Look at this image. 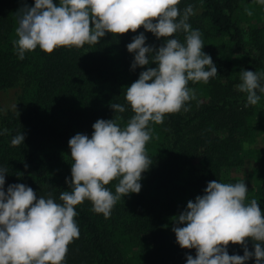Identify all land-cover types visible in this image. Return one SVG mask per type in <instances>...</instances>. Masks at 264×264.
Here are the masks:
<instances>
[{
    "label": "trees",
    "instance_id": "obj_1",
    "mask_svg": "<svg viewBox=\"0 0 264 264\" xmlns=\"http://www.w3.org/2000/svg\"><path fill=\"white\" fill-rule=\"evenodd\" d=\"M25 3L34 6V0H0V91L19 90L16 108L3 112L0 107V130L8 129L0 135V167L8 169L5 191L22 183L38 196L51 193L60 202V193L69 190L66 179L71 180L70 138L77 133L91 138L97 120L117 115L123 127L133 115L126 87L147 67H155L132 70L134 54L127 45L141 33L146 46L158 49L164 41L141 27L51 54L37 47L21 60L13 41L16 13ZM53 3L58 6L59 0ZM189 4L196 12L189 23L201 32L203 51L217 75L207 83L189 82L195 92L185 105L189 111L166 115L162 124L150 123L153 134L146 151L153 163L142 174L138 194L121 198L108 217L94 213L87 200L76 206L79 238L68 246L63 264H186V257L196 253L177 244L174 217L213 180L245 181L246 203L256 199L264 213V94L257 90L259 102L245 107L246 94L236 88L242 69L264 72V5L256 0H181L178 7ZM177 38L183 42L184 35ZM110 103H120L126 111L114 113ZM22 132L23 144L13 147L11 139ZM116 183L106 187L114 193ZM253 243L247 241L250 252ZM227 251L244 254L241 245L230 244Z\"/></svg>",
    "mask_w": 264,
    "mask_h": 264
},
{
    "label": "clouds",
    "instance_id": "obj_2",
    "mask_svg": "<svg viewBox=\"0 0 264 264\" xmlns=\"http://www.w3.org/2000/svg\"><path fill=\"white\" fill-rule=\"evenodd\" d=\"M256 2L264 5V0ZM180 3L59 0L57 6L53 0H34V6L25 3L18 9L13 46L21 60L37 47L51 54L57 48L96 45L106 34L118 37L141 27L164 42L158 49L146 46L141 33L127 45L134 54L132 70L155 67H147L126 87L125 101L133 115L123 127L117 115L97 120L91 138L81 133L70 138L71 180L66 179L69 190L60 193V202L51 193L38 196L22 183L5 191L8 169L0 167V264H63L68 246L79 238L76 206L87 200L94 213L108 217L121 198L141 191L142 174L153 163L146 151L153 134L150 123L162 124L166 115L189 111L185 105L195 99L189 82L207 83L217 75L211 56L203 51L201 32L189 23L196 14L194 5L181 10ZM178 33L184 35L183 42ZM239 80L236 88L246 94L245 107L256 105L257 90L264 94V72L242 69ZM110 108L126 111L120 103H110ZM7 133L0 130V135ZM24 140L23 132L18 133L11 145ZM112 181H117L114 193L106 187ZM248 192L245 181H210L204 194L189 200L174 217L177 244L196 253L186 257V264H246L253 258L255 264H264V213L256 199L246 203ZM249 240L254 242L251 252ZM230 244L243 246V256L229 255Z\"/></svg>",
    "mask_w": 264,
    "mask_h": 264
},
{
    "label": "rangeland",
    "instance_id": "obj_3",
    "mask_svg": "<svg viewBox=\"0 0 264 264\" xmlns=\"http://www.w3.org/2000/svg\"><path fill=\"white\" fill-rule=\"evenodd\" d=\"M18 89L0 91V107L3 112L13 110L17 98Z\"/></svg>",
    "mask_w": 264,
    "mask_h": 264
}]
</instances>
